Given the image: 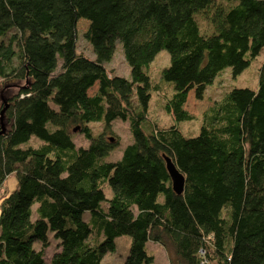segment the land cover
<instances>
[{"label": "trees", "instance_id": "trees-1", "mask_svg": "<svg viewBox=\"0 0 264 264\" xmlns=\"http://www.w3.org/2000/svg\"><path fill=\"white\" fill-rule=\"evenodd\" d=\"M79 23L94 58L77 51ZM117 40L131 79L105 66ZM263 48L264 0H0V85L10 90L0 108V264H103L121 234L131 238L122 264L154 263L148 240L174 252L169 264H264V61L258 87L225 91L200 113L199 133L177 125L194 117L197 72L230 67L235 77ZM161 49L163 80L187 85L164 102L168 125L149 116L162 88L146 68ZM116 117L133 141L106 161ZM166 156L185 176L181 194ZM49 233L59 249L47 261Z\"/></svg>", "mask_w": 264, "mask_h": 264}, {"label": "rangeland", "instance_id": "rangeland-1", "mask_svg": "<svg viewBox=\"0 0 264 264\" xmlns=\"http://www.w3.org/2000/svg\"><path fill=\"white\" fill-rule=\"evenodd\" d=\"M80 1V0H79ZM197 19L201 21L200 29L203 32H210V26H207L204 19L201 18V13H196ZM206 24V26H205ZM204 27H207V29ZM87 24L79 23L78 28V39H77V51H82L86 56L90 59L94 58V45L92 42L88 41L86 37L83 35V32L86 30ZM207 30V31H206ZM115 47L113 51V58L105 62V66L112 70L114 74L127 77L129 79L131 76V67L129 66L126 57L123 52V45L119 40L115 41ZM170 61V53L167 52L166 49H161L157 52L155 58L149 63L146 68V72L151 78L153 83L160 84L161 88L158 92H152L150 104H149V116L151 120L156 121L159 125L164 124L168 125L172 122H175V119L172 118L166 109L164 108V102L167 98H169L170 94L175 90H181L187 86L185 82L181 84H174L173 82H166L163 80L161 74V69L165 66L169 65ZM264 61V48L263 50L256 55L255 58L252 59V62L243 70L242 73L236 75L235 77L232 75L231 68L226 67L224 70L218 72L217 74H213V76H203V74H197V82L198 85H194L192 89V93L189 95V103L188 109L191 111L192 115H194L191 120H182L181 122H176L178 128L181 129L182 133L187 136H194L200 131L201 117L200 113L211 105L215 99L221 98L225 91L230 90L236 86L240 87H251L256 89L258 87V78H259V67ZM94 89V88H93ZM10 90L8 88H2L0 85V108H2V100L5 96L8 95L7 92ZM93 133L100 132L103 129L102 122H94L91 123ZM112 129L114 134L110 132H106V135L114 136L117 139L116 145L111 149L104 159L110 161H117L122 157V153L128 144L132 143L133 135L132 131H130L129 121L123 120L120 117H116L112 123ZM74 141L78 146H88L89 139L77 132L74 135ZM115 142V141H114ZM23 145H27L24 143ZM6 187L8 190H13L18 180H16V174L11 173L7 177ZM102 187L105 190L106 198L109 199L114 193L113 187L110 186L109 182H105ZM160 199H163L161 196ZM37 202L32 205V219L37 217L36 207ZM108 201H103L102 205L106 206ZM85 221H89L91 226L94 227V223L91 218V212L89 210L83 212L82 215ZM50 234L51 244L45 249V259L47 261L52 257L51 255L59 249L56 242L58 239ZM94 234V233H93ZM101 239L104 238L103 235L100 236ZM131 238L128 234H121L114 238L115 246L111 251H107L104 253L105 255L102 258L103 264H122L126 256L129 254V248L131 245ZM35 246L39 247L38 243H35ZM147 251L155 256L154 263L151 264H169V260L174 257V252L170 249H164V247L158 243L149 241L146 243Z\"/></svg>", "mask_w": 264, "mask_h": 264}, {"label": "water", "instance_id": "water-1", "mask_svg": "<svg viewBox=\"0 0 264 264\" xmlns=\"http://www.w3.org/2000/svg\"><path fill=\"white\" fill-rule=\"evenodd\" d=\"M7 107V105H6ZM6 107H4L1 112H0V120H1V126H2V130L1 132L5 131L6 126H4L3 123V113L6 109ZM79 128V126H76L73 128L74 131H76ZM109 140L114 142L115 138L113 136H109ZM166 163H167V169H168V173L171 176V181H172V185H173V189L176 191V193L181 194L184 190V186H185V176L183 173H181L179 171V169L177 168L176 164L172 162V160L166 156L165 157ZM215 264V263H212Z\"/></svg>", "mask_w": 264, "mask_h": 264}, {"label": "crops", "instance_id": "crops-1", "mask_svg": "<svg viewBox=\"0 0 264 264\" xmlns=\"http://www.w3.org/2000/svg\"><path fill=\"white\" fill-rule=\"evenodd\" d=\"M17 186V185H16Z\"/></svg>", "mask_w": 264, "mask_h": 264}]
</instances>
